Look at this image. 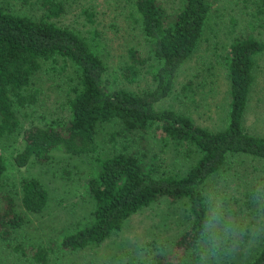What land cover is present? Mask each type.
Wrapping results in <instances>:
<instances>
[{
    "label": "trees",
    "instance_id": "1",
    "mask_svg": "<svg viewBox=\"0 0 264 264\" xmlns=\"http://www.w3.org/2000/svg\"><path fill=\"white\" fill-rule=\"evenodd\" d=\"M17 1L20 7L40 4L41 13H19L13 5L0 2V141L22 129L23 111L37 103V75L56 73L69 85L67 115L24 128L25 145L16 155V163L47 165L59 153L93 156L97 161L87 183L93 203L90 216L67 229L58 247L26 248L17 241L15 249L22 254L32 250V264H51L56 247L71 254L100 246L122 230L133 214L166 197L184 202L187 227L168 254L154 258L155 264H189L191 241L201 220L193 191L194 184L205 179L201 174L207 169L209 175L230 176L243 157L264 163V136L250 132L244 124L258 58L264 54V40L253 33L256 21L264 19V0L258 1L253 14L256 21L247 31L238 32V21L232 19L233 39L220 56L228 74L229 107L214 129L197 124L182 110L158 105L174 95L180 68L199 47L213 12L212 0H180L172 9L164 0H129L130 16L135 14L148 48L146 53L128 49V61L118 67L114 77L121 82L110 80L101 29L83 30L61 23L68 10L65 0ZM83 14L87 21L96 22L94 8H85ZM204 70L202 66L195 75L203 77ZM146 75L150 77L148 86L134 89L132 84ZM194 86V78L187 79L175 95L196 94ZM107 124L114 129L108 135L110 150L102 157L98 133ZM169 150L175 157L170 166L180 163L179 169L165 167L162 154ZM7 171L0 152V240L10 245L26 223L17 197L28 212L41 213L50 196L36 177L9 185ZM227 264H264V237L239 248Z\"/></svg>",
    "mask_w": 264,
    "mask_h": 264
},
{
    "label": "rangeland",
    "instance_id": "2",
    "mask_svg": "<svg viewBox=\"0 0 264 264\" xmlns=\"http://www.w3.org/2000/svg\"><path fill=\"white\" fill-rule=\"evenodd\" d=\"M65 1L68 10L61 18V23L75 28L81 27L83 30L93 26L101 29L112 74L110 80L121 82L114 77L119 74L118 67L128 61V49L135 47L146 53L148 48L135 14L130 16L131 2L129 0ZM258 1L212 0L213 12L205 35L193 56L180 68L174 95L159 102L160 107H175L182 110L191 115L197 124L209 129L216 128L222 122L229 107V81L220 56L227 52L233 39V34L230 32L232 19L238 21V32L250 29V23L256 21L253 14L257 9ZM0 2L13 5L15 9L18 8L19 13L35 15L41 13L40 4L20 7V1L17 0H0ZM164 2L172 9L174 5L178 6L180 0H164ZM85 8L96 10L95 23L87 21L83 14ZM253 33L264 40V19L256 21ZM258 59L256 82L250 93L244 124L250 132L264 136V54ZM202 66L205 68L204 76L197 77L195 74ZM144 77L132 84L134 89L148 86L150 77L149 75ZM190 78H194L197 93L190 96H176L175 92L180 91L183 83ZM64 79L56 73L41 72L37 75L35 79L39 88L37 103L24 110L23 115L21 114L22 129L0 141V152L7 162L9 185H19L23 178L36 177L43 182L50 196L47 207L41 213L28 212L21 205L20 197H17L19 211L26 216V223L13 235L17 238L13 240L12 237V244L0 240V264H32V250H28V254H22L15 249L17 241L23 242L26 248L30 245L50 246L51 244L58 247L61 245L65 231L74 228L75 224L86 220L91 214L93 203L87 183L97 161L96 157H76L59 153L47 165L26 166H19L15 160L16 155L25 145L22 133L24 128L47 119L62 120L67 115L68 109L65 103L69 85H66ZM204 91L211 93L204 95ZM113 129V124L99 127L98 141L102 157L110 150L108 135ZM171 153L172 150H169L162 154L166 160L165 167L179 169L180 163L170 166V163L175 162V157ZM243 158L244 161L232 169L230 176L227 177L238 189L241 204L246 205L247 193L252 181L257 176L264 175V163L259 159ZM186 214L183 201L171 202L164 197L133 214L127 219L122 230L100 246L81 249L71 254L62 253L56 247L51 264H114L116 258L125 252V244L135 239L149 240V246L156 253L155 257L168 254L173 248L174 241L186 230ZM247 251H251V248Z\"/></svg>",
    "mask_w": 264,
    "mask_h": 264
},
{
    "label": "clouds",
    "instance_id": "3",
    "mask_svg": "<svg viewBox=\"0 0 264 264\" xmlns=\"http://www.w3.org/2000/svg\"><path fill=\"white\" fill-rule=\"evenodd\" d=\"M201 175L205 179L193 188L201 220L191 241L189 264L193 260L194 264H227L239 248L264 237V175L252 181L246 205L227 175H209L207 169ZM149 245L145 239L128 241L114 264H155L156 253Z\"/></svg>",
    "mask_w": 264,
    "mask_h": 264
}]
</instances>
